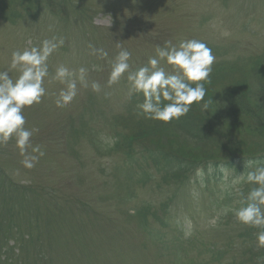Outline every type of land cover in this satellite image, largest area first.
<instances>
[{"label":"rangeland","instance_id":"rangeland-1","mask_svg":"<svg viewBox=\"0 0 264 264\" xmlns=\"http://www.w3.org/2000/svg\"><path fill=\"white\" fill-rule=\"evenodd\" d=\"M53 37L64 43L49 58L47 94L24 110L25 127L37 130L31 145L44 155L29 169L14 140L0 142V264H263L258 229L231 211L253 187L232 181L251 165L233 162L225 170L228 157L217 166L205 123L138 116L143 97L129 95L126 74L112 85L108 78L121 49L135 69L157 45L198 39L215 56L205 100L223 102L238 83L249 89L251 105L258 98L264 106V66L260 74L254 69L264 61V0H0V70L14 50ZM60 65L77 76L85 68L88 83L77 82L65 107L55 104L64 85L51 78ZM228 126H220L225 138L235 135L247 155L264 157V137ZM130 135L142 137L134 145L137 165L127 162ZM186 178L190 192L179 184Z\"/></svg>","mask_w":264,"mask_h":264},{"label":"clouds","instance_id":"clouds-1","mask_svg":"<svg viewBox=\"0 0 264 264\" xmlns=\"http://www.w3.org/2000/svg\"><path fill=\"white\" fill-rule=\"evenodd\" d=\"M63 43L62 38L53 37L44 39L39 46L14 50L9 68L0 70V142L14 140L24 157L21 163L29 169L35 166L44 152L39 146L31 145V137L37 130L25 127L24 110L41 103L46 96L45 82L50 77L48 61ZM93 54L108 55L103 49L95 48ZM130 58L131 53L127 49L118 52L111 64L108 83H118L126 74L129 95L143 97V101L136 105L138 116L168 123L186 116L193 104H199L204 113L209 111L213 102L205 100V84L211 82L215 56L205 42L198 39H186L178 44L166 41L164 46H156L155 55L149 57L143 66L135 69L129 63ZM161 61L170 69L160 66ZM12 70L17 71L15 78L10 75ZM78 71L77 76L64 65L56 68L51 78L64 85L55 100L57 107H65L76 98L78 81L84 87L88 86L86 69L81 67ZM91 88L100 91L96 82L91 83ZM241 181L253 187L246 196L240 193L243 196L240 207L231 211L238 223L258 229L257 247L264 248V164L236 176L232 186Z\"/></svg>","mask_w":264,"mask_h":264},{"label":"trees","instance_id":"trees-1","mask_svg":"<svg viewBox=\"0 0 264 264\" xmlns=\"http://www.w3.org/2000/svg\"><path fill=\"white\" fill-rule=\"evenodd\" d=\"M244 87L245 86L241 84L235 86L228 93L227 97L224 98L223 102L211 104L210 109L207 113L202 112L200 106H196L194 110L188 114L190 117L199 119L200 121L205 123L209 135L211 136V157L216 164L220 163L219 159L221 158V154H214L220 151L229 153V155H227L231 157L230 162L234 161L235 159H238V162L240 163H245L246 160H248V162H250L252 165H256L261 162L260 158L257 159L255 155L249 156L247 155V151H245L244 149H240L241 143L238 140L240 139L239 137L232 135L231 137L225 138V135L220 131V126L223 127L229 125V128H231V126L239 127V129H235V132L244 131L243 129L244 127H246L249 130H253L256 135H264V106L259 104L258 98L254 100L253 104L255 106L251 105L252 102L249 99L252 95L250 96L249 89ZM260 120L261 123L258 124ZM202 130L205 131V128H202ZM163 134L164 133H162L161 135ZM233 136L236 139L229 140ZM153 139L154 137L151 133L148 140V145L150 148L153 144H155V141H153ZM228 140L229 143L227 144ZM174 160L176 163L172 161L173 164L183 165L180 164L177 159ZM187 175L188 177H190V169L188 170ZM179 184L185 186V181H180Z\"/></svg>","mask_w":264,"mask_h":264}]
</instances>
